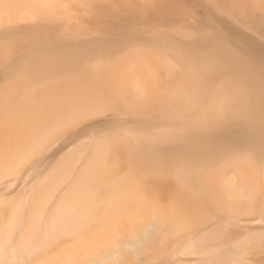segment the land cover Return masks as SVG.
I'll return each instance as SVG.
<instances>
[{
	"label": "rangeland",
	"instance_id": "rangeland-1",
	"mask_svg": "<svg viewBox=\"0 0 264 264\" xmlns=\"http://www.w3.org/2000/svg\"><path fill=\"white\" fill-rule=\"evenodd\" d=\"M260 99L264 0H0V263L264 264Z\"/></svg>",
	"mask_w": 264,
	"mask_h": 264
},
{
	"label": "bare ground",
	"instance_id": "bare-ground-1",
	"mask_svg": "<svg viewBox=\"0 0 264 264\" xmlns=\"http://www.w3.org/2000/svg\"><path fill=\"white\" fill-rule=\"evenodd\" d=\"M153 2H154V1H153ZM150 3H151V2H150ZM150 3H149V4H150ZM151 4H152V3H151ZM151 4H150V5H151ZM146 5H147V4H146ZM229 14H230V13H229ZM247 40H248V39H247ZM248 42H250V41H248ZM218 48H219V47H218ZM218 48H217V49H218ZM219 54H220V53H219ZM226 54H227V53H226ZM226 54H225V55H226ZM227 55H228V54H227ZM231 55H232V54H231ZM233 56H234V55H233ZM218 57H219V56H218ZM231 59H232V58H231L230 56H226V57H224V58H223V57H222V58H217V60H218L220 63H222V64H224V65H228V66H229V65H232L231 63L234 62V61H233L234 59H232V60H231ZM232 66H233V65H232ZM235 67H236V66H235ZM238 67H239V66H238ZM233 69H234V68H233ZM235 69H236V68H235ZM235 69H234V71H235ZM239 69H240V68H239ZM239 69H238V70H239ZM238 70H237V72H238ZM240 70H241V69H240ZM244 70H245V69H244ZM240 73H241V72H240ZM250 75H251V74H250ZM249 78H250V77H249ZM252 79H254V78H252ZM256 80H257V79H256ZM258 83H261V82H258ZM260 86H261V84H260ZM262 86H263V85H262ZM253 93H254V92H253ZM253 93H252V94H253ZM255 94H256V93H255ZM250 96H251V95H250ZM252 97H255V96L252 95ZM257 97H258V96H257ZM257 97H256V98H257ZM261 97H263V95H262ZM256 98H255V100H259L260 97H259L258 99H256ZM249 99L252 100V98H249ZM234 100H236V98H235ZM253 100H254V98H253ZM253 100H252V101H253ZM255 100H254V101H255ZM260 100H261V99H260ZM227 101H228V100H227ZM229 101H230V100H229ZM238 101H239V100H238ZM262 101H263V104H264V100H261V102L259 101V103H262ZM234 102H235V101H234ZM234 102H233V100H232V101H230V104H231V103L234 104ZM235 103H236V102H235ZM257 103H258V102H257ZM238 104H239V103H238ZM238 104L236 103V105H238ZM1 131H2V129L0 130V132H1ZM2 133H3V132H2ZM254 133L257 134V135H260V136H261V135H263V133H264V129H262V128L254 129ZM0 136H1V135H0ZM257 138H259V136H258ZM260 138H261V137H260ZM260 138H259V139H260ZM5 142H6V140H5ZM260 142H261V141H260ZM3 143H4V142H3ZM258 143H259V142H258ZM1 145H2V144H1ZM2 146H3V145H2ZM6 173H8L7 170H6ZM3 175H4V174H3ZM5 175H6V176H4V177H9L8 174H5ZM7 175H8V176H7ZM191 176H192V175H191ZM193 176H195V175H193ZM186 177H187V180H188V177H190V176H187V175H186ZM184 179H186V178H184ZM184 179H183V180H184ZM190 180H191V178H190ZM197 180H198V179H197ZM191 181H195L194 178H192ZM157 183H159V184H161V185H164V186H165V185H168V182H163V181H162V182H157ZM187 183H188V181H187ZM190 183H191V182H190ZM190 183H189V184H190ZM195 183H197V182L195 181ZM201 183H202V182H201ZM133 184H134V182H133ZM189 184H188V185H189ZM192 184H194V182H193ZM204 184L207 185V186L210 185V187L213 186V183H212L211 180H209V179L206 180ZM226 184H227V183H226ZM138 185H139V184H138ZM156 185H157V184H156ZM223 185H224V184H223ZM236 185H237V184H236ZM126 186H127V185H126ZM126 186H125V187H126ZM136 186H137V185H136ZM140 186H141V185H140ZM190 186H191V185H190ZM193 186H194V185H192V187H193ZM225 186H226V185H225ZM239 186H240V185H239ZM194 187H195V186H194ZM129 188H130V187H129ZM129 188H127V189H129ZM131 188H132V187H131ZM213 188H214V186H213ZM133 189H134V188H133ZM133 189H132V191H134ZM135 189H136V187H135ZM125 190H126V188H125ZM141 190H142V189H141ZM157 190H158V189H157ZM247 190H248V189H247ZM123 191H124V190H123ZM244 191H245V190H244ZM124 192H125V191H124ZM130 193H131V191H130L128 194H127V192H125V194H123V192H122L121 195H122V196L124 195V196H123V198L120 197V199H124V197L126 198V194H127V196H128ZM131 194H132V193H131ZM131 194H130V195H131ZM244 194H245V193H244ZM236 195L238 196L239 194H236ZM243 196H244V195H243ZM238 198H239V197H238ZM54 226H55V225H54ZM55 227H56V226H55ZM55 227H54V230H55ZM57 227H58V226H57ZM145 228H146V227H145ZM58 230H60V228H59ZM65 230H66V229H65ZM150 230H151V228H150ZM150 230H149V231H150ZM58 232H59V231H58ZM53 233H55V232L53 231ZM56 233H57V232H56ZM56 233H55V234H56ZM59 233H60V232H59ZM48 234H49V233H48ZM48 234L46 233L47 236H49ZM46 235H45V238L47 237ZM133 238H134V237H133ZM8 239H9V238H7V241H8ZM46 239H48V238H46ZM52 239H54V238H52ZM158 239H159V238H158ZM9 240H10V239H9ZM25 240H27V239H25ZM25 240H24V241H25ZM7 241H6V242H7ZM11 241H12V239H11L10 241H8V242H11ZM47 241H48V240H47ZM50 241H51V240H50ZM8 242H7V244H8ZM22 242H23V241H22ZM45 242H46V241H45ZM110 242H111V241H110ZM133 242H134V241H133ZM11 243H12V245H10ZM11 243L9 244V245H10V248H12L11 246L15 245V246H13L14 249L12 248V249H13V252H12V250H11V252H12L13 254L16 255L17 252H18V250H17V252H16V250H15L16 248H15V247H17V246H19V245H16V244L13 243V242H11ZM23 243H24V242H23ZM26 243H27V241H26ZM114 243H115V242H114ZM1 244H4V245H1ZM17 244H19V242H17ZM48 244H49V243H48ZM111 244H113V243H111ZM134 244H135V243H134ZM0 245L2 246L1 249H3V251H4L3 246L5 247V242H4V243H3V242L0 243ZM42 245H43V244H41V246H42ZM20 246H21V244H20ZM21 247H22V246H21ZM21 247H20V248H21ZM23 247H24V245H23ZM150 247H151V246H150ZM24 248H26V247H24ZM24 248L22 249L23 252H24V250H25ZM42 248L44 249V247H42ZM153 248H154V247H153ZM45 249H46V248H45ZM26 250H27V249H26ZM26 250H25V251H26ZM3 251H2V253H3ZM9 251H10V250H9ZM14 252H16V253H14ZM136 252H137V251H136ZM2 253H0V254H2ZM21 253H22V252H20V255H21L22 258L24 259V257L27 256V255H26L27 253H25L24 257H23V253H22V254H21ZM10 254H11V253H10ZM15 255H14V256H15ZM20 255H19V256H20ZM4 257H5V256H4ZM11 257L14 259V258L17 257V256H15V257L11 256ZM11 257H10V258H11ZM12 258H11V260H12ZM22 258H21V259H22ZM0 259H1V257H0ZM16 259H17V258H16ZM16 259H14V260H16ZM7 260H8V257H7ZM9 260H10V259H9ZM24 260H26V259H24ZM4 261H5V260H4ZM1 262L5 264V262H3V258H2V261H1ZM6 262H7V261H6ZM15 262H16V261H15ZM21 262H23V260H21ZM2 263H0V264H2ZM7 263L9 264L10 262L8 261ZM18 263L20 264V262H18ZM18 263H16V264H18ZM10 264H12V262H11Z\"/></svg>",
	"mask_w": 264,
	"mask_h": 264
}]
</instances>
